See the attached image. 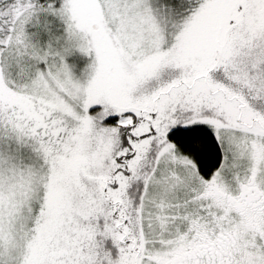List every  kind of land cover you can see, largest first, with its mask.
I'll return each mask as SVG.
<instances>
[{"label": "snow or ice", "instance_id": "snow-or-ice-1", "mask_svg": "<svg viewBox=\"0 0 264 264\" xmlns=\"http://www.w3.org/2000/svg\"><path fill=\"white\" fill-rule=\"evenodd\" d=\"M0 264H264V0H0Z\"/></svg>", "mask_w": 264, "mask_h": 264}]
</instances>
